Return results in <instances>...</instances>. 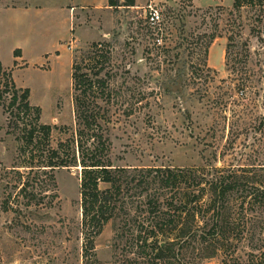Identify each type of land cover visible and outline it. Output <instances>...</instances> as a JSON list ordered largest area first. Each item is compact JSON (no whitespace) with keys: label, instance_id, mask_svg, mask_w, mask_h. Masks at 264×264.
I'll use <instances>...</instances> for the list:
<instances>
[{"label":"rangeland","instance_id":"374dc122","mask_svg":"<svg viewBox=\"0 0 264 264\" xmlns=\"http://www.w3.org/2000/svg\"><path fill=\"white\" fill-rule=\"evenodd\" d=\"M102 1L0 0V60L18 88L30 89L41 122L73 125L74 57L93 42H107L120 109L111 138L116 165L203 167L207 180L264 174V7L234 10L233 0L89 7ZM151 3L162 11L157 30L147 23ZM212 34L220 36L208 46ZM10 99L8 93L0 100V264H264V211L242 205L238 195L223 209L228 227L220 238L224 246L215 251L218 241H195L155 261L154 250L140 249L135 236L130 245L110 222L95 239L94 255L86 256L79 170L55 171L59 198L50 206H45L48 198L28 205L19 193L22 181L11 171L19 142L8 133ZM66 137L55 132L53 142ZM133 202L134 210L141 205ZM216 212L203 217L210 221ZM207 228L198 229L197 236Z\"/></svg>","mask_w":264,"mask_h":264},{"label":"trees","instance_id":"16d2710c","mask_svg":"<svg viewBox=\"0 0 264 264\" xmlns=\"http://www.w3.org/2000/svg\"><path fill=\"white\" fill-rule=\"evenodd\" d=\"M257 5L264 7V0H233L234 10ZM108 6L134 7L136 0H108ZM218 36L210 35L208 46ZM229 47L228 43L226 58ZM20 52L16 50L15 57ZM113 77L110 43L96 41L80 50L71 73L74 122L71 127H59L41 122V108L29 101L30 89L18 88L11 71L0 60V100L11 93L8 133L19 142L18 161L11 166L22 181L19 193L28 205H41L48 198L45 206H50L59 198L55 171L79 170L86 256L90 252L94 255L95 239L110 222L128 243L135 236L140 249L154 250L155 261L164 260V252H174L176 247L195 241L205 244L216 240L213 250L222 248L221 234L228 227V218L222 212L230 203V196L238 195L242 205L247 203L264 211V174L256 172L244 180L231 173L207 180L203 167L131 169L116 165L111 138L120 109L118 93L111 84ZM55 132L67 137L54 144ZM23 175L27 176L24 180ZM39 186L43 190L38 192ZM167 189L172 190L171 195H167ZM134 200L141 204L135 205V210ZM215 209L218 212L210 221L205 220L204 212ZM139 218L141 227L134 229L133 223ZM205 227L207 232L198 237L197 230Z\"/></svg>","mask_w":264,"mask_h":264},{"label":"built area","instance_id":"2783aa9c","mask_svg":"<svg viewBox=\"0 0 264 264\" xmlns=\"http://www.w3.org/2000/svg\"><path fill=\"white\" fill-rule=\"evenodd\" d=\"M148 8V16H147V23L150 25L154 30L163 22L162 18V11L154 6L152 3L147 5ZM157 32V31H156ZM159 44H161V39L158 38Z\"/></svg>","mask_w":264,"mask_h":264},{"label":"crops","instance_id":"0c3cea01","mask_svg":"<svg viewBox=\"0 0 264 264\" xmlns=\"http://www.w3.org/2000/svg\"><path fill=\"white\" fill-rule=\"evenodd\" d=\"M138 4H139V0H136V5H138ZM107 5H108V0L107 1L105 0V1H102V2H98V3H92L89 7H92L94 9H102V8L107 7ZM81 7H87V6H81ZM73 8L74 7L70 8V13L74 12L75 9L73 10Z\"/></svg>","mask_w":264,"mask_h":264}]
</instances>
